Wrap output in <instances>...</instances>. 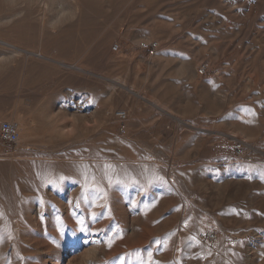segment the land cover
<instances>
[{
	"label": "rangeland",
	"instance_id": "obj_1",
	"mask_svg": "<svg viewBox=\"0 0 264 264\" xmlns=\"http://www.w3.org/2000/svg\"><path fill=\"white\" fill-rule=\"evenodd\" d=\"M32 1L0 0V264H264V0Z\"/></svg>",
	"mask_w": 264,
	"mask_h": 264
},
{
	"label": "built area",
	"instance_id": "obj_2",
	"mask_svg": "<svg viewBox=\"0 0 264 264\" xmlns=\"http://www.w3.org/2000/svg\"><path fill=\"white\" fill-rule=\"evenodd\" d=\"M161 44L158 40H143L139 42L138 48L144 52L149 57L155 56L160 49ZM121 44L116 43L112 46L113 51H120ZM208 66L202 65L198 68L197 73L198 75L202 76L207 73ZM115 117L117 118L120 124V132L126 133V121L129 119V114L127 110L121 109L116 110L114 113ZM0 138L1 140L8 145L17 144L20 140V133H19V125L13 121H4L0 124ZM236 148H235V157L243 158L245 156V150L247 146V141L243 139L236 140ZM197 239L202 242H213L217 239V233L213 230H206L204 232H200L197 235Z\"/></svg>",
	"mask_w": 264,
	"mask_h": 264
},
{
	"label": "bare ground",
	"instance_id": "obj_3",
	"mask_svg": "<svg viewBox=\"0 0 264 264\" xmlns=\"http://www.w3.org/2000/svg\"><path fill=\"white\" fill-rule=\"evenodd\" d=\"M7 1V0H6ZM12 1V0H11ZM32 1V0H31ZM16 2H17V0H16ZM33 2V1H32ZM31 2V3H32ZM54 2V1H53ZM36 3V2H35ZM44 3V2H43ZM262 3H264V1L262 2ZM58 4V11H57V13H56V18H55V20L54 21H58L59 19H60V17H62V16H65V15H72L73 13H75L74 12V10L72 9V8H70V7H66V6H64V4L63 3H60V0H59V2L57 3ZM48 6V5H47ZM77 6V5H76ZM19 12V11H18ZM76 14V13H75ZM21 16V15H20ZM4 17V16H3ZM6 18H7V16H6ZM54 19V18H53ZM9 21V20H8ZM61 21V20H60ZM1 22V21H0ZM20 22V21H19ZM2 23V22H1ZM17 25V24H16ZM18 26V25H17ZM10 27H12V26H10ZM22 28V27H21ZM55 38V37H54ZM152 40V39H151ZM18 48V47H17ZM13 49V48H12ZM10 51V50H9ZM17 51V50H16ZM12 52V51H11ZM15 54V52L13 51L12 53H10V55H8L7 57L8 58H10L12 55H14ZM20 54V53H19ZM18 54V55H19ZM22 54V53H21ZM163 54V53H162ZM6 57V58H7ZM19 57V56H18ZM164 57V56H163ZM21 58V57H20ZM166 59H167V57H166ZM1 60H3L2 58H1ZM19 60V59H18ZM17 60V61H18ZM6 61V60H5ZM16 61V62H17ZM164 61V60H163ZM9 62V61H8ZM3 63V62H2ZM9 63H11V62H9ZM13 63V62H12ZM152 64V63H151ZM4 65V64H3ZM6 65V64H5ZM13 65H14V63H13ZM16 65V64H15ZM150 65V64H149ZM181 65H183V64H181ZM10 66V65H9ZM189 67V66H188ZM6 68V67H5ZM186 68V71L187 72H189L190 73V75H193V73H194V68L193 67H189L188 69H187V67H185ZM180 70V69H179ZM185 70V69H184ZM180 71H182V70H180ZM185 72V71H184ZM181 74V73H180ZM179 74V75H180ZM27 129V128H26ZM21 130V129H20ZM27 135H28V133H27ZM234 136V135H233ZM24 138V137H23ZM124 157V156H123ZM121 158V157H120ZM122 159V158H121ZM127 160V159H126ZM140 161V160H139ZM143 161V160H142ZM142 161H140V162H142ZM145 161V160H144ZM133 162V161H132ZM137 162V161H136ZM123 163H125V161H123ZM129 163H130V161H129ZM145 163V162H144ZM143 164V163H142ZM126 166V168H128L127 166L128 165H125ZM13 182V181H12ZM11 182V183H12ZM15 182V181H14ZM14 182H13V184H14ZM14 187V186H13ZM19 187V186H18ZM32 187V186H31ZM204 187V186H203ZM15 188H17V186L15 187ZM21 188V187H20ZM23 188V187H22ZM18 189V188H17ZM15 190V189H14ZM21 190H23V189H21ZM18 193H19V191H18ZM14 194H15V192H14ZM27 196V195H26ZM8 197V196H7ZM18 197V196H17ZM16 197V198H17ZM8 199V198H7ZM10 201V200H9ZM32 200H30V202H31ZM1 202V201H0ZM17 202V201H16ZM1 203H3V202H1ZM15 203V202H14ZM4 204V203H3ZM22 204V203H21ZM58 204V203H57ZM1 205V204H0ZM25 205V204H24ZM8 206H9V204H8ZM13 207V206H12ZM25 207V206H24ZM32 208V207H31ZM15 209V208H14ZM38 209V208H37ZM40 209V208H39ZM31 210V209H30ZM27 211V210H26ZM32 211V210H31ZM34 211V210H33ZM35 211H36V209H35ZM184 211V210H183ZM10 212V211H9ZM38 212V211H37ZM44 212V211H43ZM181 212H182V209H181ZM2 213V212H1ZM26 213V212H25ZM39 213H41V212H39ZM184 213V212H183ZM10 214V213H9ZM21 214H23V213H21ZM35 214V213H34ZM159 214V213H158ZM25 215V214H24ZM11 216H12V219L14 220V224L16 225V227H17V233H20V234H22L23 235V239H24V241H25V243H26V238H25V233L27 234V232H25L24 233V231L28 228V226H27V224H29L30 222L32 223V222H34V220H35V218H34V216L31 214V213H29V215L27 214L26 216L27 217H25V218H22L18 213H16V212H14L13 214H11ZM37 219V218H36ZM12 223V222H11ZM13 224V223H12ZM26 224V225H25ZM3 225V224H2ZM30 230V229H29ZM27 231V230H26ZM22 232V233H21ZM32 232V231H31ZM20 236V235H19ZM27 236V235H26ZM21 238V239H22ZM23 239H22V241H23ZM103 244V243H102ZM81 245L82 246H84L85 247V257L87 258V260L89 259L90 260V263H91V259H95V258H97V256H98V251H99V249L101 248H103V247H101V240L99 239V238H95V237H91V236H85V237H83L82 238V240H81ZM160 245H162V244H160ZM156 248V247H155ZM59 250H62L61 249V247H59ZM161 250H162V248H161ZM144 251V250H143ZM161 254V253H160ZM157 255V254H156ZM159 257H161V256H159ZM60 262V261H59ZM68 262V261H67ZM89 262V261H88ZM63 263V262H62ZM67 264H71V262H68Z\"/></svg>",
	"mask_w": 264,
	"mask_h": 264
},
{
	"label": "snow or ice",
	"instance_id": "obj_4",
	"mask_svg": "<svg viewBox=\"0 0 264 264\" xmlns=\"http://www.w3.org/2000/svg\"><path fill=\"white\" fill-rule=\"evenodd\" d=\"M60 179L63 180L64 177H60ZM50 183H55V181H50ZM80 222H81V224H83V221L82 220Z\"/></svg>",
	"mask_w": 264,
	"mask_h": 264
}]
</instances>
